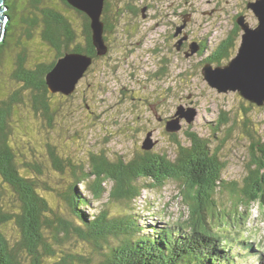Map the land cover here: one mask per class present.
I'll use <instances>...</instances> for the list:
<instances>
[{
  "label": "rangeland",
  "instance_id": "374dc122",
  "mask_svg": "<svg viewBox=\"0 0 264 264\" xmlns=\"http://www.w3.org/2000/svg\"><path fill=\"white\" fill-rule=\"evenodd\" d=\"M250 1L255 0H148L150 8L145 12L146 18H132L126 13L116 31L107 34L109 55L93 64L71 97L59 94L52 99L56 110L52 128L47 119L35 116L31 102L33 93L15 79V75L20 55H24L27 65L49 64L55 60L56 50L45 42L36 43L41 40V27L33 30L34 42L5 48L0 59V102H9L15 96L20 98L8 122L10 141L19 163L42 165V175L22 168L28 172L26 174L40 178L38 191L49 204L50 217L52 213L58 214L80 225L64 199L66 189L73 181L69 160L87 170L93 153H104L113 162L121 159L129 162L147 151L165 154L174 160L177 141L186 145L191 143L187 133L210 140L224 164L222 177L228 183L242 185L249 174L248 168L257 174L264 172L244 130L249 121L255 137L264 144V105L250 103L238 92L219 93L202 73L204 61L234 29L238 15H245L253 27L258 25L257 17L248 7ZM111 3L114 7L120 5L119 0H111ZM143 4L144 1L138 2L141 8L147 6ZM60 8L71 18L77 34H81V18L65 7ZM185 21L179 41L187 37V45L196 43L199 46L193 55L190 46L189 56L176 49L178 38L174 37L177 27ZM242 32L241 29L239 46ZM7 33L6 29L0 44L6 41ZM201 43L207 47L202 55ZM179 107L190 115L194 111V119L188 122L182 117L180 130L172 133L166 129L167 122L180 118L177 115ZM220 123L223 124L218 128ZM149 135L153 147L144 150L143 143ZM47 143L55 146L58 155L65 160V174L55 169ZM139 185L145 189L131 206L111 200V183L105 186L107 191L99 200L91 188L79 185V194L91 203L90 206H79V210L92 217L103 211H108L112 217L133 214L137 224L144 229L143 236L188 219L189 212L181 197L184 187L181 182L170 180L160 187L153 179H141ZM0 194L7 205L17 209L14 192L5 183L0 182ZM217 199L220 200L218 209L223 210L224 204L231 205L232 194L227 189ZM238 211L245 213L247 210L242 207ZM235 212L233 209L234 215ZM248 212L250 215L244 225L237 223L232 229L240 230L251 243L260 245L264 258V208L255 203ZM215 226L219 227L218 224ZM5 233L9 240L20 235L19 229L11 224L5 227ZM64 246L81 254L89 253L91 249L77 236ZM244 253L241 264H264L260 255Z\"/></svg>",
  "mask_w": 264,
  "mask_h": 264
},
{
  "label": "trees",
  "instance_id": "16d2710c",
  "mask_svg": "<svg viewBox=\"0 0 264 264\" xmlns=\"http://www.w3.org/2000/svg\"><path fill=\"white\" fill-rule=\"evenodd\" d=\"M140 1L147 6L139 7ZM119 2L120 5L114 7L111 0L106 1L102 21L108 51L99 55L90 18L70 6L66 0H7L10 21L6 28V41L0 44V59L5 48L34 42L33 30L37 27L42 28V35L36 43L45 42L57 52L55 60L49 64L38 62L27 65L24 55H20L19 69L15 75V79L33 93L31 102L35 116L47 119L51 128L56 112L52 99L59 94L72 96L52 94L48 89L46 76L57 61L66 53L77 52L93 57L94 64L109 55L107 34L116 31L126 13L132 18L147 17L145 12L150 8L148 0ZM59 6L75 12L81 18V34H77L71 18ZM18 29L21 30L17 32ZM240 36L241 29L235 24L231 33L204 62L216 66L229 63L238 52ZM174 37L177 36L174 34ZM186 43L180 50L176 44V49L185 55L191 46ZM199 45L202 55L207 47L202 43ZM19 101L20 98L15 96L9 102H0V182L14 192L18 206L13 209L0 194V264H236L237 260L232 257L234 240L235 245L253 248L245 243L240 230L234 231L232 228H236L237 223L244 225L253 204H260L264 208V172L257 174L248 168L249 174L242 185L238 182L228 183L222 177L224 164L218 158V151L212 148L210 140L196 133H187L190 145L177 141L178 151L174 160L165 154L147 151L129 162L124 159L113 162L104 153H93L88 170L85 166L73 165L69 160V173L73 181L67 187L64 199L78 217L80 225L58 214L52 213L50 217L49 204L38 191L40 178L26 174L28 172L23 169L42 175V165L19 163L10 141L8 122ZM223 121L227 124L228 120ZM244 130L253 143L252 152L264 170V144L255 137L249 121ZM172 137L176 138V135ZM46 147L55 169L65 174V160L51 143H47ZM141 179H153L160 187L170 180L181 182L184 186L181 197L189 212L188 219L143 236L141 233L144 229L137 224L133 214L112 217L108 211H103L92 217L79 210V206L91 205L79 194V185L91 188L99 200L107 191L105 186L111 183V200L131 206L145 189L139 185ZM227 189L232 194L231 205L224 204V209L219 210L220 200L217 197ZM242 207L247 210L245 213L238 211ZM233 209H236L235 215ZM10 224L19 229L18 238L8 239L5 227ZM74 236L90 246L89 253L81 254L64 246ZM250 254H254L253 250Z\"/></svg>",
  "mask_w": 264,
  "mask_h": 264
},
{
  "label": "water",
  "instance_id": "95a60500",
  "mask_svg": "<svg viewBox=\"0 0 264 264\" xmlns=\"http://www.w3.org/2000/svg\"><path fill=\"white\" fill-rule=\"evenodd\" d=\"M67 3L88 15L91 20L94 44L99 55L107 53L108 48L104 39L105 25L102 16L107 0H66ZM7 0H0V40L6 32V24L10 21L7 14L9 7ZM251 9L258 19V25L253 27L244 15H238L236 23L242 29L241 45L236 56L227 64L216 66L206 63L203 68V76L208 84L219 93L238 92L246 101L263 106L264 105V0L249 2ZM177 27L175 35L178 37L186 26ZM3 34V35H2ZM187 37L181 38L177 49L180 50ZM192 54L199 50L195 43L191 46ZM189 56L190 54H186ZM93 57L83 53H66L60 58L54 68L46 76L47 86L52 94L61 93L65 96L73 95L79 83L85 77L93 65ZM194 111L191 115L179 107L177 115L180 118L167 122L166 129L169 132H178L181 128L179 124L182 117H186L188 122L194 119ZM153 142L150 135L143 143L144 150H150Z\"/></svg>",
  "mask_w": 264,
  "mask_h": 264
},
{
  "label": "flooded vegetation",
  "instance_id": "af4514ba",
  "mask_svg": "<svg viewBox=\"0 0 264 264\" xmlns=\"http://www.w3.org/2000/svg\"><path fill=\"white\" fill-rule=\"evenodd\" d=\"M190 15L192 16V14H190ZM244 16H245V15H244ZM176 38H178V41H179L180 38H179V37H176ZM184 43H186V42H184ZM184 43H183V45H184ZM186 44H187V43H186Z\"/></svg>",
  "mask_w": 264,
  "mask_h": 264
},
{
  "label": "bare ground",
  "instance_id": "6f19581e",
  "mask_svg": "<svg viewBox=\"0 0 264 264\" xmlns=\"http://www.w3.org/2000/svg\"><path fill=\"white\" fill-rule=\"evenodd\" d=\"M250 2H252V1H250ZM239 26V25H238Z\"/></svg>",
  "mask_w": 264,
  "mask_h": 264
}]
</instances>
